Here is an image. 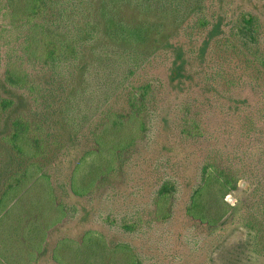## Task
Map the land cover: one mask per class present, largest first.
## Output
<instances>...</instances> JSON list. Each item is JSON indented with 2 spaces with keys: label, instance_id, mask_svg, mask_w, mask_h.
<instances>
[{
  "label": "rangeland",
  "instance_id": "1",
  "mask_svg": "<svg viewBox=\"0 0 264 264\" xmlns=\"http://www.w3.org/2000/svg\"><path fill=\"white\" fill-rule=\"evenodd\" d=\"M72 2L65 0L59 6L67 8L61 11L66 17L60 26L80 25L77 31H83L92 23L91 17L99 23L96 39L81 42L74 71L64 77L72 83L67 108L69 116L79 120L75 130L82 131L80 146L46 167L49 181L35 178L5 199L0 210V264H123L121 244L137 251L144 264H264V256L255 251L254 233L241 222L242 213L258 198L253 195V185L258 186L259 179L260 192H264V78L251 82L254 76L250 72L229 88L218 83L220 78L211 79L217 84L210 86L207 76L215 70V63L211 45L204 51L202 46L214 26L199 35H190L188 28L197 14L214 10L220 21L210 41L226 34L241 10L254 12L264 22V0ZM106 5L111 17L105 12ZM123 26L129 32L149 26V34L135 45L129 36L122 37ZM178 52L182 60L176 59ZM4 54L2 47L0 93L16 100L17 111L29 114L33 108L29 95L4 87ZM175 60L182 61L185 75L172 81ZM224 65L234 76L240 74L234 72L233 61ZM145 81L153 85L150 107L143 113L146 126L125 153L123 166L98 178L86 194H76L72 170L78 157L94 146L92 131L101 120V109L125 84ZM186 100L200 126L189 136L181 132L182 108L189 104ZM111 107L126 112L124 94L113 99ZM8 126L6 122L0 130L2 165L9 162L1 140ZM214 148L239 175L249 176H241L227 195L231 211L209 229L190 218L185 209L200 162ZM105 162V157L98 160L94 168ZM94 163L81 168V185L89 182ZM168 176L177 182L171 216L158 219L155 193ZM130 223L136 224L135 232L126 228ZM87 231H94L97 237L86 241Z\"/></svg>",
  "mask_w": 264,
  "mask_h": 264
},
{
  "label": "trees",
  "instance_id": "2",
  "mask_svg": "<svg viewBox=\"0 0 264 264\" xmlns=\"http://www.w3.org/2000/svg\"><path fill=\"white\" fill-rule=\"evenodd\" d=\"M64 1L0 0V49L5 48V54L1 57L4 59V87L23 90L33 101L31 112L24 114L17 111L13 97L0 93V130L9 122L8 131L1 136L9 153V162L2 165L4 156L0 149V210L4 207L5 199L22 190L31 180L44 178L49 181L46 167L80 146L82 131L75 130V123L79 120L75 116L71 118L67 108L71 101L69 89L72 83L67 80L65 82L64 77L66 73L74 71L77 56L81 53V42L96 39L99 23L95 19L94 23L91 17L92 23H87L88 28L83 31H77L80 25L71 27L68 23L63 28L60 22H64L62 20L66 16L61 11H66L67 8L59 6ZM67 1L73 3V0ZM200 8H204L203 4ZM105 12L111 17L112 11L108 5ZM218 17L216 10L210 14L199 13L188 26L190 35L208 32L210 26H214L202 46L204 51L211 45L215 63L212 67L215 70L207 76L209 85L214 86L217 83L212 80L220 78L218 83L229 88L239 83L244 73L250 72L254 76L250 79L251 82L262 81L264 22L254 12L241 10L229 26L228 32L217 35L210 41L214 36L213 32H218ZM123 27L122 37L129 36L135 45H139L149 34V26L137 32H129V27ZM176 59L182 60L179 52ZM229 60L235 63L233 70L239 71V75L234 76L232 70H225L224 64ZM175 64L176 67L171 72L172 81L185 75L182 61L178 63L175 60ZM152 89V83L146 81L125 84L112 98L116 99L124 94L127 111L112 109L113 99L101 109V120L92 131L94 146L78 157L72 170L71 185L76 194H86L98 178L123 166L125 153L146 126L143 113L150 107ZM184 102L189 104L186 105L187 109L182 108L181 132L189 136L198 132L200 126L190 112L191 102ZM69 111L71 112L70 109ZM104 157L106 162L100 168H94L98 160ZM226 158L215 148L206 152L185 209L190 218L209 229L217 227L231 211L233 205L227 195L236 188L241 176H245L244 173L239 175L240 171L233 168L232 164H226ZM88 162H95L91 165L93 173L89 182L81 185L79 174ZM247 176L249 175L245 177ZM176 186L177 182L168 176L156 189L155 218L166 219L171 216V200ZM253 186V195L258 198H253L248 210L242 213L241 222L254 233L255 251L264 256V192H260L261 179L258 180V186L256 183ZM135 226L136 224L130 223L126 228L135 232ZM94 237H97V233L87 231L84 238L89 242ZM119 248L124 255L123 264H144L143 257L131 246L121 244Z\"/></svg>",
  "mask_w": 264,
  "mask_h": 264
},
{
  "label": "crops",
  "instance_id": "3",
  "mask_svg": "<svg viewBox=\"0 0 264 264\" xmlns=\"http://www.w3.org/2000/svg\"><path fill=\"white\" fill-rule=\"evenodd\" d=\"M48 233H50V232H48ZM45 249H46V247L45 248H42L41 250H39L38 252H44L45 251Z\"/></svg>",
  "mask_w": 264,
  "mask_h": 264
}]
</instances>
